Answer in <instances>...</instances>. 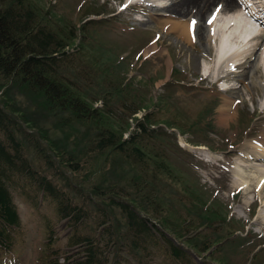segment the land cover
Instances as JSON below:
<instances>
[{
    "label": "rangeland",
    "instance_id": "374dc122",
    "mask_svg": "<svg viewBox=\"0 0 264 264\" xmlns=\"http://www.w3.org/2000/svg\"><path fill=\"white\" fill-rule=\"evenodd\" d=\"M23 1L40 25L68 45L69 58L59 74L100 110L101 125L126 139L136 119L146 116L149 124L168 133L150 143L142 141L141 146L150 144L156 151L138 166L128 154L126 160L109 149L93 152V125L80 119L67 122L68 114L53 109L42 95L0 78V107L15 121L31 166L88 210L78 230L97 237L99 209L106 210L118 244L109 264H177L163 244L142 252L127 244L125 217L107 201V196L124 195H112L115 188H122L129 196L124 199L142 213L153 212L156 227L185 249L187 264H264V215H258L264 214V186L258 185L264 183V160L243 154L249 152L243 144L249 143L264 155V54L255 55L261 59L257 72L250 68L253 53L238 73L236 67L245 59L231 56L239 53L233 48L230 59H223L229 74L214 82L220 41L211 43L206 32L202 41L179 33L182 29L186 35L188 19L200 20L191 10L181 16L155 14L150 20L146 14L158 10L145 9L148 2L141 10L128 5L130 0ZM216 2L208 3L204 20ZM223 80L234 89H224ZM136 106L137 113L130 115ZM157 151L160 156L154 155ZM13 198L20 227L12 249L0 250V264H44L51 257L73 263L81 258L82 248L68 245L74 229L59 220L51 200L39 196L34 205L18 190ZM202 244L211 246L206 253L200 251Z\"/></svg>",
    "mask_w": 264,
    "mask_h": 264
},
{
    "label": "trees",
    "instance_id": "16d2710c",
    "mask_svg": "<svg viewBox=\"0 0 264 264\" xmlns=\"http://www.w3.org/2000/svg\"><path fill=\"white\" fill-rule=\"evenodd\" d=\"M67 47L60 36L38 23L34 10L23 0H0V78L5 82H17L32 94L42 95L53 109L65 111L68 117L71 116L66 117L67 122L80 119L93 125L95 137L90 145L93 152L108 149L116 151L126 160L129 157L134 158L131 160L136 166L143 161H149V153L152 155L151 150H154L153 152L156 150L150 144L141 146L142 141L150 143L167 137L166 128L154 127L148 123L146 116H142L136 119L135 129L123 139L112 127L101 125L103 117L99 113L100 110L90 106L75 88L76 86L59 74V69L69 58ZM137 111L136 106L131 110L130 115ZM15 125V121L0 107V250L12 249L15 233L20 227L17 206L13 200V192L18 190L34 205H38L39 196H42L43 200H51L59 220L67 221L74 229L68 245L82 248L81 258L74 260L73 263L51 257L44 264H109L113 247L118 244L106 210L99 209L101 216L99 235L93 237L82 234L78 226L88 219V210L72 203L66 193L52 180L31 166L16 136ZM168 127L170 128L167 129H171L172 126ZM146 149L150 151L147 153ZM126 154H128L127 158ZM154 155L160 156L158 151ZM156 168L161 174L166 175L163 173L166 170H163L162 165H156ZM115 193L124 195L119 199L107 196V201L124 215L125 235L129 240L127 244L134 251L142 252L149 247L158 249L161 248L160 244H163L177 264H187L189 257L185 249L175 244L164 230L156 227L154 223L157 221L153 222L152 219L158 220V218L151 210L146 209L147 213L144 214L136 209L124 199L129 196L122 188H115L112 195L116 196ZM149 201L152 207L158 206L153 200ZM231 233L229 232L230 235ZM210 247L203 245L200 251L206 253Z\"/></svg>",
    "mask_w": 264,
    "mask_h": 264
},
{
    "label": "bare ground",
    "instance_id": "6f19581e",
    "mask_svg": "<svg viewBox=\"0 0 264 264\" xmlns=\"http://www.w3.org/2000/svg\"><path fill=\"white\" fill-rule=\"evenodd\" d=\"M156 1L157 3L153 4L154 2L153 0H130L128 5L136 6L140 8L141 10H145V9L152 10V11L158 10V12H154V14H152V12L146 14L147 18L150 20H153L152 15H155V14L159 16L163 15L166 17L167 16H170V17L177 16V15L181 16L184 11L191 10V14L192 12H194V15H197V17L199 16L200 20L199 18H196V17H192L188 19L186 28H185L186 35L182 31V29L179 32L180 35H183V37L187 38L190 41L191 39L193 40L198 39L199 41H202L201 39L202 35L204 32H206L205 35L206 36L208 35V39L210 40L211 43L214 42L215 40V41H218V44H219V41H220L219 47L215 49V51L218 50V56H216V52H215V56H216V59L217 58L219 59V62L221 61V63H220V66H218V70L212 73V75L215 76L214 82L217 80L226 79L225 77L229 74V71L227 69V66H225V63L228 61L226 60L224 62L223 59L224 57L228 55L229 52H232L233 48L235 47L239 49V53H235L233 51L234 53H231L230 54L231 56H234L235 54L236 55L241 54L244 57V59L249 58L250 60L251 59L250 57H252L254 53V58L251 59L252 60L251 62L253 63H251L250 68L252 67L254 69V72H257L258 65L261 61L259 54L261 55L264 54V48L262 49L264 45V30L256 31L254 28L256 26H253V24L251 23L252 20L250 21V18H253L256 21L259 19L260 20L264 19V0H244L245 2H243V0H156ZM213 1H218L216 2L217 3L215 6L216 8H213L212 11L209 12V15L207 13L206 15H208V17L207 19L204 20V17L202 18L203 16L202 14L204 13V10L207 7L208 3L213 2ZM241 1L243 2L242 5H244L243 10L241 7L242 5L239 4ZM144 2L145 3L148 2L145 9H143L142 7L143 5L141 6V4H145ZM149 2L152 3L153 5L150 4ZM147 6L150 8H147ZM227 16H229L230 20L227 19L228 21L225 22ZM174 18H177V17H174ZM178 19H176L177 23H179L180 21V20L178 21ZM193 21L195 22L194 24L192 23ZM165 22H167V20ZM222 22H225L224 26H222ZM172 29H175V28L171 27L169 28V31H171ZM261 39L262 41H260ZM258 42L260 43L258 44ZM231 43H240L242 46L240 47L234 46ZM226 44L227 46H230L232 48L226 49ZM248 44H250V46H248ZM248 52L250 53V56ZM257 53L259 54L258 56L255 57ZM227 59H230V56H227ZM237 61H238L237 59L231 60L229 64L232 66H229L228 68H233L234 65L232 63H235ZM248 61H246L245 59L244 60L245 63H242L241 66L238 65V67H236V70L238 73L239 71L242 70L241 69L242 67L246 66V62ZM214 63L215 65H217L216 60ZM235 80H238V79L235 78ZM263 84H264V81L262 82L261 85ZM226 89L233 90L234 87L232 85L230 86L227 85ZM222 112L223 114L226 113L225 111H222ZM262 141L264 143L263 139ZM256 142H258V144L261 145L260 143L261 141L259 142L256 139ZM262 145L264 146V144ZM243 147L245 150H249L248 153L246 152L243 153L245 156L253 155L255 158L259 157L262 160H264V155L262 151L263 149H260V148L257 149L255 148V146L252 147L249 143L247 144L244 143ZM258 185L262 187L264 186V183L261 182L260 184L258 183ZM262 204L264 205V203ZM260 213L258 215L260 216L264 215Z\"/></svg>",
    "mask_w": 264,
    "mask_h": 264
},
{
    "label": "snow or ice",
    "instance_id": "6c2138e0",
    "mask_svg": "<svg viewBox=\"0 0 264 264\" xmlns=\"http://www.w3.org/2000/svg\"><path fill=\"white\" fill-rule=\"evenodd\" d=\"M214 18V17H213ZM211 22V21H210ZM193 24L195 23L194 21L192 22Z\"/></svg>",
    "mask_w": 264,
    "mask_h": 264
}]
</instances>
